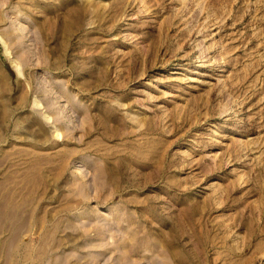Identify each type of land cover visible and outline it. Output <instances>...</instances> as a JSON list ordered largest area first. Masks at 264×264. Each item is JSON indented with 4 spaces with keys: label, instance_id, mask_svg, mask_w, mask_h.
<instances>
[{
    "label": "rangeland",
    "instance_id": "374dc122",
    "mask_svg": "<svg viewBox=\"0 0 264 264\" xmlns=\"http://www.w3.org/2000/svg\"><path fill=\"white\" fill-rule=\"evenodd\" d=\"M0 264H264V0H0Z\"/></svg>",
    "mask_w": 264,
    "mask_h": 264
}]
</instances>
